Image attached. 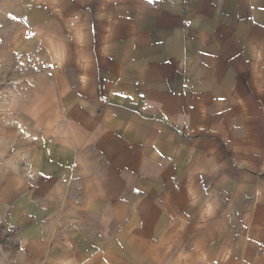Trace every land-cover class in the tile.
I'll return each instance as SVG.
<instances>
[{"label": "crops", "instance_id": "1", "mask_svg": "<svg viewBox=\"0 0 264 264\" xmlns=\"http://www.w3.org/2000/svg\"><path fill=\"white\" fill-rule=\"evenodd\" d=\"M0 17L29 66L3 110L0 264H264V0Z\"/></svg>", "mask_w": 264, "mask_h": 264}, {"label": "rangeland", "instance_id": "2", "mask_svg": "<svg viewBox=\"0 0 264 264\" xmlns=\"http://www.w3.org/2000/svg\"><path fill=\"white\" fill-rule=\"evenodd\" d=\"M14 22L13 18L0 17V136L6 127L13 128L15 115L4 113L3 110L14 108L19 93L16 91L20 81L17 76L20 78L23 76L20 74L29 69L28 65H24L23 57H20L18 51L8 48L9 43L13 41Z\"/></svg>", "mask_w": 264, "mask_h": 264}]
</instances>
